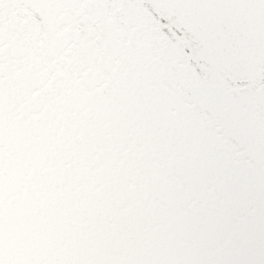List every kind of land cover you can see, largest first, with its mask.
Returning a JSON list of instances; mask_svg holds the SVG:
<instances>
[{
    "label": "snow or ice",
    "instance_id": "obj_1",
    "mask_svg": "<svg viewBox=\"0 0 264 264\" xmlns=\"http://www.w3.org/2000/svg\"><path fill=\"white\" fill-rule=\"evenodd\" d=\"M0 264H264V0H0Z\"/></svg>",
    "mask_w": 264,
    "mask_h": 264
}]
</instances>
